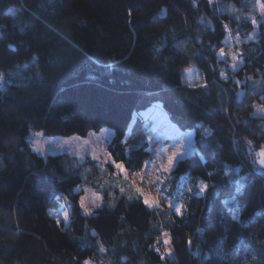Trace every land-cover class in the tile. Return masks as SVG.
I'll return each instance as SVG.
<instances>
[{
  "label": "trees",
  "instance_id": "obj_1",
  "mask_svg": "<svg viewBox=\"0 0 264 264\" xmlns=\"http://www.w3.org/2000/svg\"><path fill=\"white\" fill-rule=\"evenodd\" d=\"M254 1L0 0V264H264V20L238 69L220 55L228 26L255 30L232 9ZM103 86L157 91L194 129L197 151L164 181L182 214L119 191L87 214L76 188L99 174L96 160L34 149L33 130L99 132ZM108 152L131 172L153 156L117 136ZM63 201L70 225L49 213Z\"/></svg>",
  "mask_w": 264,
  "mask_h": 264
},
{
  "label": "rangeland",
  "instance_id": "obj_2",
  "mask_svg": "<svg viewBox=\"0 0 264 264\" xmlns=\"http://www.w3.org/2000/svg\"><path fill=\"white\" fill-rule=\"evenodd\" d=\"M261 5H264V0H255L250 7L239 5L232 8L239 16L251 18L256 27L248 34L244 32L235 34L228 26L220 55L228 59L233 69H238L243 64L244 58L241 53L246 49L245 46L259 37L258 22L264 20ZM188 72L189 75L193 73L191 70ZM261 83L259 81L255 85L258 87ZM100 94L107 101L109 110L99 132L92 131L88 136L80 134L49 136L41 131L33 130L29 139L34 149L45 156L70 152L82 160L89 157L96 160L100 166L99 174L91 178L90 182L80 184L76 188L77 191L81 190L80 197L84 200L81 208L87 214H92L94 209L105 204L113 206L119 193L129 198L138 194L143 197L148 195L154 201L159 202L158 206L153 208H168L172 205L169 208L175 212L176 207L183 205V211L185 203L181 198L182 193L170 196L165 192L164 181L172 171L163 173L158 169L167 167V159L173 153H178L179 158H183L197 151L194 129L188 127L182 118L173 116L166 110L162 105V97L157 91H117L103 86ZM262 106L264 105L257 104L255 112L263 114L264 111L259 110ZM114 136L124 140L128 149L148 142V148L153 153V156L147 160L148 167L136 172H131L126 166L127 172L117 170L115 166L111 168L109 164H113L114 160L108 152V145ZM256 156L257 167L264 171V146L256 152ZM138 172H143L145 175L141 177L137 175ZM157 177H160L159 182H157ZM121 188L124 191H121ZM49 213L59 224L70 225V209H68L67 202L63 201L59 206L50 208ZM163 241L166 245L169 243L167 234L163 236ZM86 262L87 264H109L96 261L91 257L85 259Z\"/></svg>",
  "mask_w": 264,
  "mask_h": 264
},
{
  "label": "snow or ice",
  "instance_id": "obj_3",
  "mask_svg": "<svg viewBox=\"0 0 264 264\" xmlns=\"http://www.w3.org/2000/svg\"><path fill=\"white\" fill-rule=\"evenodd\" d=\"M194 2H195V0H194ZM261 9H262V11H264V5H261ZM8 11H10V12H15L16 10H15L14 8H9ZM254 22H255V21H254ZM234 67H235V65H234ZM3 79H4V78H3V74H0V82H2ZM259 110H260V111H264V106H262ZM178 160H179V154H178V153H173V155L170 156V157H168V159H167V167H164V168H162V169H158V171H162L163 173H166V172H170V171H172L173 167L177 165ZM112 163L114 164V166H115V168H116L117 170H122V171H124V172H127V171H128V169L125 167V165L123 164L122 161H121V162H118V161H112ZM147 167H148V163L145 162V163H144V168L146 169ZM137 175H140L141 177H143V176L145 175V173H143V172H138ZM159 180H160V177H157V182H159ZM200 187H201L202 190H206L208 186H207L206 184H201ZM189 190L191 191V189H189ZM121 191H124V189L121 188ZM141 191H142V190H141ZM143 199H144V203H145L147 206H149V207L158 206V204H159L158 201H154V200L151 199L148 195H144ZM80 203H81V206L84 205V200H83V198H81ZM169 207H172V205H169ZM182 207H183V205H181L180 207H176V208H175V212H176V213H179V214H182ZM166 242H167V241H166ZM86 264H87V262H86Z\"/></svg>",
  "mask_w": 264,
  "mask_h": 264
},
{
  "label": "water",
  "instance_id": "obj_4",
  "mask_svg": "<svg viewBox=\"0 0 264 264\" xmlns=\"http://www.w3.org/2000/svg\"><path fill=\"white\" fill-rule=\"evenodd\" d=\"M0 30H1V26H0Z\"/></svg>",
  "mask_w": 264,
  "mask_h": 264
}]
</instances>
